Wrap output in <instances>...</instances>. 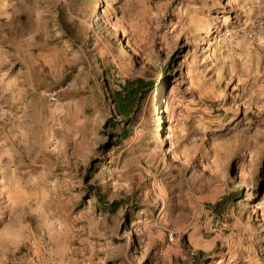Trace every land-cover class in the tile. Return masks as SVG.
Here are the masks:
<instances>
[{"label": "rangeland", "instance_id": "obj_1", "mask_svg": "<svg viewBox=\"0 0 264 264\" xmlns=\"http://www.w3.org/2000/svg\"><path fill=\"white\" fill-rule=\"evenodd\" d=\"M0 264H264V0H0Z\"/></svg>", "mask_w": 264, "mask_h": 264}, {"label": "trees", "instance_id": "obj_2", "mask_svg": "<svg viewBox=\"0 0 264 264\" xmlns=\"http://www.w3.org/2000/svg\"><path fill=\"white\" fill-rule=\"evenodd\" d=\"M105 88L114 113L105 121L103 128L117 130L116 136L119 140L128 133L130 125L136 120L149 93L154 90L155 84L142 77H135L125 80L118 86H113L106 79Z\"/></svg>", "mask_w": 264, "mask_h": 264}]
</instances>
